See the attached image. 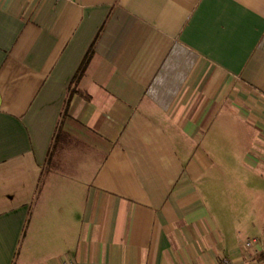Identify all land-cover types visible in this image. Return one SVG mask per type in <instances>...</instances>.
Segmentation results:
<instances>
[{
  "label": "crops",
  "instance_id": "0c3cea01",
  "mask_svg": "<svg viewBox=\"0 0 264 264\" xmlns=\"http://www.w3.org/2000/svg\"><path fill=\"white\" fill-rule=\"evenodd\" d=\"M222 256L264 264V0H0V264Z\"/></svg>",
  "mask_w": 264,
  "mask_h": 264
},
{
  "label": "built area",
  "instance_id": "2783aa9c",
  "mask_svg": "<svg viewBox=\"0 0 264 264\" xmlns=\"http://www.w3.org/2000/svg\"><path fill=\"white\" fill-rule=\"evenodd\" d=\"M259 241H260V238H258V237H252V238H248V239L244 242V244H245V246H247V247H251V246L257 244ZM62 264H75V263H74V260H73V259H70V258H64ZM217 264H231V261H230V259H229L228 257H226V256H222V257L220 258V260L218 261Z\"/></svg>",
  "mask_w": 264,
  "mask_h": 264
},
{
  "label": "trees",
  "instance_id": "16d2710c",
  "mask_svg": "<svg viewBox=\"0 0 264 264\" xmlns=\"http://www.w3.org/2000/svg\"><path fill=\"white\" fill-rule=\"evenodd\" d=\"M89 57H90V52H88L86 55H85V57L83 58V60H82V62H81V64H80V66H79V68H78V70H77V72L75 73V75H74V77H73V80L76 82L77 80H78V78L82 75V73H83V71H84V68H85V66H86V64H87V62H88V60H89ZM75 92H77L76 90H75ZM79 92V91H78ZM71 93V92H70ZM80 93V92H79ZM82 95H84L85 97H87V95L86 94H82ZM67 105V104H66ZM65 105V110L64 111H66V106ZM58 133H59V128L57 127V129H56V131H55V135H54V140H56L57 139V136H58Z\"/></svg>",
  "mask_w": 264,
  "mask_h": 264
}]
</instances>
